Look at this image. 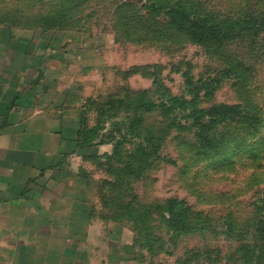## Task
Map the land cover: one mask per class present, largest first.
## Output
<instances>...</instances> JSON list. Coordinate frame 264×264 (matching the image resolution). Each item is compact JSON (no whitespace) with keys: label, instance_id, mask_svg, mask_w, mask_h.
Here are the masks:
<instances>
[{"label":"rangeland","instance_id":"374dc122","mask_svg":"<svg viewBox=\"0 0 264 264\" xmlns=\"http://www.w3.org/2000/svg\"><path fill=\"white\" fill-rule=\"evenodd\" d=\"M176 6L223 33L249 19L253 27L200 42L173 25ZM263 20L264 0H0V29L49 44L58 91L88 109L90 124L103 107L105 127L118 129L115 174L103 169L116 185L104 193L151 207L139 264H264ZM224 105L246 117L201 112ZM169 200L183 203L189 228L175 239Z\"/></svg>","mask_w":264,"mask_h":264},{"label":"crops","instance_id":"0c3cea01","mask_svg":"<svg viewBox=\"0 0 264 264\" xmlns=\"http://www.w3.org/2000/svg\"><path fill=\"white\" fill-rule=\"evenodd\" d=\"M56 58L37 36L0 29V264H139L93 172L113 145L79 141L84 105L58 91Z\"/></svg>","mask_w":264,"mask_h":264},{"label":"trees","instance_id":"16d2710c","mask_svg":"<svg viewBox=\"0 0 264 264\" xmlns=\"http://www.w3.org/2000/svg\"><path fill=\"white\" fill-rule=\"evenodd\" d=\"M172 23L176 28L179 29H186L190 31L195 37L198 38L200 42H205L206 39L209 37V35H215L219 36L222 39H229L231 38L232 32H234L236 27H240L241 30H249L248 28L253 27L252 20H245L243 24L233 23L232 27H230L231 33H223L224 26H220L216 29L215 25L212 27L207 26L206 20H203L201 15H196L193 11H190L189 9H186L183 6H176L175 8H172L169 12ZM255 21H258L256 19ZM264 22V20H263ZM260 27H264L263 24L260 25ZM223 29V31H222ZM220 34V35H218ZM219 40V39H218ZM146 94H142L141 98L144 99ZM141 99V100H142ZM91 100H88L87 102H90ZM139 104H141L140 99L137 100ZM93 102V101H92ZM114 102V101H113ZM153 108V105L151 103H148L146 105V111L149 112ZM136 109L134 106H130L128 108L129 111ZM100 116L96 117L94 124H90L88 109H84L83 106V112L81 117V131L79 133V141H81L83 144H87L89 146L93 145L94 143L99 144H107L110 143L113 145L114 149L110 155H106L104 157L103 161H99L98 165L100 168L104 169L107 173H114V163L116 162V147L119 144L120 140H116V127L112 128L111 130L107 129L105 127L106 118L104 117V111L103 107L100 109ZM98 110V111H99ZM203 113L212 114L215 118H224V119H235V118H245L246 115L242 114L241 111H239V108L237 106H213L206 110H201ZM99 113H97L98 115ZM102 117V120L99 118ZM130 117V116H129ZM116 113L112 112L108 114L107 120L109 119H115ZM201 126V125H199ZM203 126V125H202ZM105 137H108L106 139ZM140 142L138 143V147L146 150L147 142L149 139L147 136L139 137ZM117 141V142H116ZM150 142V141H149ZM149 144V143H148ZM144 145V146H143ZM154 152L152 151H146V155L151 157ZM114 176V175H113ZM116 176V175H115ZM108 185L111 188L115 187L116 185V177L110 181V180H104L100 185V198L105 206V208L108 210L107 217L113 221H116V223H120L123 225H126L129 227L132 232L134 233V247L140 248L141 250L145 249V246L147 243L150 242V238H148L146 231L149 229L147 218L150 213L151 207L143 206L140 204V206L136 209L134 206H132L133 201H127L125 199H121L120 203L116 202L115 196L112 193V190L110 189V192L107 193L109 195H106L104 193V187ZM114 192V191H113ZM183 208V203L179 202L177 200H169L166 203L165 210L167 211L166 215L164 216V219L166 220V225L170 228V237L172 239H175L177 237V234L182 231L186 232L189 228L186 227V225L183 223V220L185 219V214L180 209ZM145 209V210H143ZM149 210V211H148ZM120 214L128 219V222L122 221V217L120 218ZM168 215V216H167ZM264 223V222H263ZM261 232L264 233V225L261 228ZM140 234V236H139ZM142 234V236H141ZM253 253H255L253 251Z\"/></svg>","mask_w":264,"mask_h":264}]
</instances>
